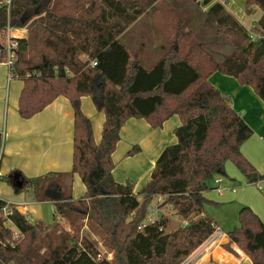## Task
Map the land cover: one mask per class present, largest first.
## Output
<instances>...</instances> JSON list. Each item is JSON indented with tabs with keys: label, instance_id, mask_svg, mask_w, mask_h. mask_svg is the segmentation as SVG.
<instances>
[{
	"label": "trees",
	"instance_id": "obj_1",
	"mask_svg": "<svg viewBox=\"0 0 264 264\" xmlns=\"http://www.w3.org/2000/svg\"><path fill=\"white\" fill-rule=\"evenodd\" d=\"M157 1L85 0L84 7L86 3L89 6L82 11L62 7L60 0H12L9 12L0 6V30L8 23L27 29L26 37H16L10 69L12 78L24 81L20 116L31 118L60 95L67 97L74 109L71 172L29 178L14 169L0 175L16 193L31 191L37 201L51 200L48 191L59 190L61 198L55 201L58 215L69 227L57 216L52 223L32 224L17 209L6 217L0 210V264H181L213 231L214 220L204 208L210 201L203 191L208 181L225 174V162L232 161L251 182L264 179L241 152L252 128L233 108L229 95L209 80L216 71L235 77L264 102V23L262 36L254 40L224 4L203 0L202 4L209 6L207 21L217 24L233 50L221 60L213 59L207 50L212 64L202 73L182 52L185 34L184 24L179 22L170 48L146 67L119 36ZM244 2L246 13L257 5L264 17V0ZM79 11L82 14L77 15ZM194 49L189 46L191 52ZM83 52L88 53L87 59L81 58ZM4 61L1 49L0 63ZM84 96L105 114L100 142H96L91 119L83 111ZM175 114L181 119L174 129L178 140L162 151L150 180L137 192L131 180L118 182L113 175V153L127 120L145 119L157 128ZM2 143L0 132V148ZM140 149L134 145L127 155ZM75 173L86 187L80 199L71 193ZM159 195L186 220L184 226L168 232L164 216L145 222L153 197ZM6 204L0 199V209ZM238 217L239 225L226 233L229 241L237 244L252 264H264L263 221L248 206L241 207ZM84 218L102 231L113 253L111 260L98 256L97 244L81 229ZM7 220L20 231L21 238H14Z\"/></svg>",
	"mask_w": 264,
	"mask_h": 264
},
{
	"label": "crops",
	"instance_id": "obj_2",
	"mask_svg": "<svg viewBox=\"0 0 264 264\" xmlns=\"http://www.w3.org/2000/svg\"><path fill=\"white\" fill-rule=\"evenodd\" d=\"M159 1L162 0H158L157 2ZM216 1L219 0H213V2ZM226 1V9L249 32L253 31V27L257 21L263 17V11L257 5H252L249 8L250 12L246 13L244 0ZM84 2L85 0H65V2L64 0H60L62 7L78 8L80 11L89 6V3H86L84 7ZM236 7L241 11V15L237 14ZM80 11L76 14H82ZM148 11L150 10L141 14L119 36V39L127 46L130 53L138 58L144 55L153 57L160 54L161 50H164L163 45L158 44L156 35V37H150L148 33L147 35L141 33L140 43L137 42L136 38H132L131 36H129V42L127 38L125 39L126 35L140 21L142 22L145 19L144 23L148 25L159 22L158 18H156L157 20L148 19L146 15ZM12 34L15 37H26L27 29L14 28ZM250 34L252 37L254 36L253 33L250 32ZM132 41L136 42L135 48L130 44ZM87 57V52L81 54V58L87 59ZM160 57L158 56L156 59ZM209 80L214 86L229 95L233 108L252 128L253 133L241 145V152L260 174H264L263 100L253 88L242 85L235 77L216 71L211 74ZM23 86L24 81L12 78L7 64L1 62L0 132L3 134V143L0 148V175H6L14 169L21 170L29 178L43 176L50 172H71L74 151V109L71 102L67 97L60 95L42 111L31 118L25 119L19 114V98ZM82 108L91 119L96 142H100L102 127L105 121L104 112L96 110L89 96L82 97ZM180 125L181 119L177 114L171 116L164 122L163 126L157 128H153L145 119L131 118L127 120L121 129V139L113 153L115 161L113 175L115 179L120 183L131 180L134 182L135 191L137 192L150 180L153 167L162 151L168 145L177 142L178 139L174 133V129ZM134 145H139L140 151L135 155L128 156L127 152ZM224 168L225 174L216 175L208 181V187L203 191V194L210 201L207 203L208 207H212L214 210L225 211V213L223 215L216 213V211H211L210 213L207 209V215L212 217L214 223L220 227L222 223L224 224L225 220L227 226L229 225L226 228L230 231L238 226V214L241 207L248 206L264 223V179L256 182L249 181L247 176L230 160L225 162ZM219 177L222 178L220 183L221 191L217 189L218 184L215 181ZM85 192L86 187L80 176L77 173L73 174L71 188L73 198L80 199L84 196ZM154 197H157L159 213L164 215L162 211V209H165L162 205L163 197L160 195ZM0 199L5 200L12 208L25 214L28 221L32 224L46 221L43 218L44 211L47 205L51 208L55 207L56 201L53 198L51 200L37 201L34 199L33 192L31 191L16 193L12 186L1 180ZM167 206L170 205H165V207ZM173 213V215L166 218L164 228L168 232L186 224V220L177 214L176 209H174ZM56 216L58 220H62L61 216L58 214ZM155 219L157 217L154 216L151 221ZM176 222L178 223L177 225H175ZM13 226L12 228L14 229ZM194 262L195 264H252L251 258L237 244L231 243L227 235L216 245L212 246L203 257L196 259L192 263Z\"/></svg>",
	"mask_w": 264,
	"mask_h": 264
},
{
	"label": "rangeland",
	"instance_id": "obj_3",
	"mask_svg": "<svg viewBox=\"0 0 264 264\" xmlns=\"http://www.w3.org/2000/svg\"><path fill=\"white\" fill-rule=\"evenodd\" d=\"M200 1V2H199ZM194 1V0H162L155 4V7H153L148 13L146 14L149 18H152L153 20L159 19V22H154V24L148 25L145 24V19L139 23H137L132 30L126 35L125 39L127 38L128 42L130 41V37L136 38L138 43H140V37L141 33H145L150 37L157 36L158 44L163 45L164 50H161L158 55H155L153 57L149 56H142L139 59L145 66H152L155 61H157L159 58L156 59V57H160V55H163L169 48H170V39L175 34V32L178 30L179 22H183L184 24V34L185 36L182 37V52L183 54H188V56L191 57L192 64L195 65L202 73H205L208 71V69L211 67L212 60L206 55L207 50L212 53V58L216 60H221L224 55L231 52L233 50L234 45L230 42V40L227 38V36L224 33L218 32V26L214 22L207 21L206 18V10L208 6H205L202 4L203 0ZM221 3L224 4L227 8V1L221 0ZM156 23V24H155ZM264 23V17L257 21L255 26L253 27V31H250L254 34V40L261 37L263 34V24ZM147 28V30H146ZM248 31V33H250ZM155 36V37H156ZM0 42H3V39L0 38ZM201 43V44H200ZM133 48H135L136 42L130 43ZM155 44V43H154ZM186 44L188 46H186ZM138 45V44H137ZM159 45V46H160ZM189 46L195 47L192 52L189 50ZM196 48H198L199 52L197 54V58L195 59L193 57ZM138 49V47H137ZM204 49L205 51H202ZM191 53V54H190ZM156 59V60H155ZM163 208L162 211L164 212V215H161L159 213V209L157 206V197H154L152 202L149 205V213L147 216V219L145 222H150L152 217H157V219H160L161 217L165 216V218L170 217L174 213V209H176L174 206L170 205L165 207L164 199H163ZM173 207V208H172ZM205 212L207 214V209L211 213V211H216V213H220V215H223L225 211L218 210V209H212V207H208L207 204L204 205ZM158 209V210H157ZM58 214L57 205L55 203V207L52 208L47 205L43 218L47 223H52L54 221L55 216ZM155 219V220H157ZM180 220V219H178ZM63 225L65 227H69L68 224L64 222V220H61ZM41 222V221H40ZM6 224L10 227L13 226V224L7 220ZM178 223L176 222L175 225ZM221 228L226 232L228 231L229 225L227 226V222L224 220V224H221ZM239 225V223L237 224ZM14 227V232L17 230ZM168 227V226H167ZM169 228V227H168ZM81 229L82 231L87 234L96 244L98 250L103 254H113L112 251L109 250L107 245L104 242V235L102 231L94 225V223L89 218H84L81 221ZM230 229V228H229ZM166 230V228H165ZM23 235H20L19 238H21ZM192 264H195L192 263Z\"/></svg>",
	"mask_w": 264,
	"mask_h": 264
},
{
	"label": "built area",
	"instance_id": "obj_4",
	"mask_svg": "<svg viewBox=\"0 0 264 264\" xmlns=\"http://www.w3.org/2000/svg\"><path fill=\"white\" fill-rule=\"evenodd\" d=\"M221 1V0H219ZM12 4V0H0V6L4 7L7 9V11H10ZM13 30L14 28L8 23L7 27L4 30H0V38L3 39V42H0V50H4L5 52V63L9 67V70L12 67V64L15 60V54H16V47L18 44V41L15 36H13ZM93 65L96 64V61L92 62ZM0 157H1V151H0ZM222 178H216L215 181L217 182L218 186L217 189L219 191L222 190L220 187ZM1 212L3 213L4 217L9 216L13 212V208L9 205L6 204L2 209H0ZM154 221V220H153ZM21 235L20 231L16 230L14 233V238H19ZM226 233L225 231L218 225L213 226V231L211 234L207 237V239L204 241V243L197 248L196 252H193L189 257L183 261L181 264H192L193 261H196V259H200L203 257L210 249L212 246L216 245L218 242H220L224 237ZM10 245L14 246V241L9 242ZM99 257H103L107 260H111L113 257V254H103L99 253Z\"/></svg>",
	"mask_w": 264,
	"mask_h": 264
},
{
	"label": "water",
	"instance_id": "obj_5",
	"mask_svg": "<svg viewBox=\"0 0 264 264\" xmlns=\"http://www.w3.org/2000/svg\"><path fill=\"white\" fill-rule=\"evenodd\" d=\"M48 195L54 200H58L61 198V192L57 189H50L48 191ZM202 264H208V263H202Z\"/></svg>",
	"mask_w": 264,
	"mask_h": 264
},
{
	"label": "bare ground",
	"instance_id": "obj_6",
	"mask_svg": "<svg viewBox=\"0 0 264 264\" xmlns=\"http://www.w3.org/2000/svg\"><path fill=\"white\" fill-rule=\"evenodd\" d=\"M235 9L237 10V11H236V12H237V14H238V15H241V11H240V10H238V9H237V7H236Z\"/></svg>",
	"mask_w": 264,
	"mask_h": 264
}]
</instances>
